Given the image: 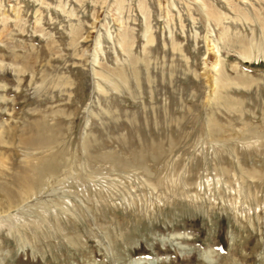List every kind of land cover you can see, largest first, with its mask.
Masks as SVG:
<instances>
[{
  "label": "rangeland",
  "instance_id": "1",
  "mask_svg": "<svg viewBox=\"0 0 264 264\" xmlns=\"http://www.w3.org/2000/svg\"><path fill=\"white\" fill-rule=\"evenodd\" d=\"M256 132L264 0H0V264H264Z\"/></svg>",
  "mask_w": 264,
  "mask_h": 264
},
{
  "label": "bare ground",
  "instance_id": "2",
  "mask_svg": "<svg viewBox=\"0 0 264 264\" xmlns=\"http://www.w3.org/2000/svg\"><path fill=\"white\" fill-rule=\"evenodd\" d=\"M250 49V48H249ZM240 54V53H239ZM250 54H251V52H250ZM250 54H249V52L248 51H244L243 50V52H241V57H242V59H244V60H249V57H250ZM216 59V58H215ZM219 61V60H218ZM217 61V59L214 61V63H213V67H217L220 63ZM27 64H29L28 62H25V67H23L22 68V70L20 71L19 70V72L20 73H22V72H24V71H26L27 70ZM25 68V69H24ZM226 78L222 75V74H219V76L218 77H216L215 78V80H214V83H213V85L215 86V88H218L219 86H221L226 80H225ZM44 123V122H43ZM40 124V123H39ZM38 124V125H39ZM42 124V123H41ZM45 124V123H44ZM43 124V125H44ZM46 125V124H45ZM45 125H44V127H45ZM47 127L48 126H46L45 127V129L43 128L42 130H40V131H37L38 132V134L36 135V138H35V141H36V139L37 140H41V142L42 141H45V140H51L52 138H53V136H52V134L51 133H49L46 129H47ZM39 128V127H38ZM41 129V128H40ZM39 130V129H38ZM260 132V131H259ZM49 133V134H48ZM255 134V136H256V138H261V137H263L264 136V134L263 133H258V132H256V133H254ZM31 138V137H30ZM255 138V137H254ZM55 140V139H54ZM29 142H31L32 140H28ZM33 142V141H32ZM51 142V141H50ZM35 144V143H34ZM33 144V145H34ZM46 144V143H45ZM44 145V144H43ZM41 163V162H40ZM47 164V163H46ZM120 166V165H119ZM35 173H34V175L36 176V178H35V188L34 189H36V190H38L40 187H41V175H42V165L41 166H39V167H36L35 169ZM33 173V172H32ZM46 173V172H45ZM50 177V176H49ZM45 180V179H44Z\"/></svg>",
  "mask_w": 264,
  "mask_h": 264
}]
</instances>
